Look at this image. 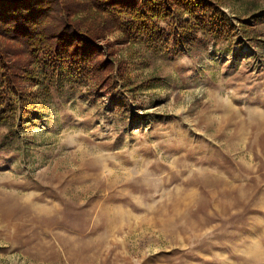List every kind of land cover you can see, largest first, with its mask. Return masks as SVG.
<instances>
[{
    "label": "rangeland",
    "instance_id": "rangeland-1",
    "mask_svg": "<svg viewBox=\"0 0 264 264\" xmlns=\"http://www.w3.org/2000/svg\"><path fill=\"white\" fill-rule=\"evenodd\" d=\"M217 2L232 42L114 31L99 58L125 88L53 90L0 127V264H264V0Z\"/></svg>",
    "mask_w": 264,
    "mask_h": 264
},
{
    "label": "trees",
    "instance_id": "trees-1",
    "mask_svg": "<svg viewBox=\"0 0 264 264\" xmlns=\"http://www.w3.org/2000/svg\"><path fill=\"white\" fill-rule=\"evenodd\" d=\"M225 17L217 0H0V127L35 120L53 90L125 88L120 65L100 60L99 37L117 31L187 56L232 42Z\"/></svg>",
    "mask_w": 264,
    "mask_h": 264
}]
</instances>
